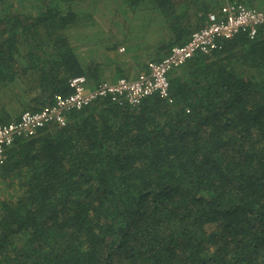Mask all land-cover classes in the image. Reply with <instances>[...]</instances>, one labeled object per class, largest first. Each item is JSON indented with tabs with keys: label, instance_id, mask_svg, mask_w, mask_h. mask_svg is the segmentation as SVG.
<instances>
[{
	"label": "trees",
	"instance_id": "1",
	"mask_svg": "<svg viewBox=\"0 0 264 264\" xmlns=\"http://www.w3.org/2000/svg\"><path fill=\"white\" fill-rule=\"evenodd\" d=\"M75 1L0 0V88L21 105L25 90L24 109L96 71L68 35ZM224 1L121 2L159 18L166 54ZM169 95L100 97L16 138L0 169L13 189L0 264H264V24L174 68Z\"/></svg>",
	"mask_w": 264,
	"mask_h": 264
},
{
	"label": "built area",
	"instance_id": "2",
	"mask_svg": "<svg viewBox=\"0 0 264 264\" xmlns=\"http://www.w3.org/2000/svg\"><path fill=\"white\" fill-rule=\"evenodd\" d=\"M264 24V6L256 7L235 0H225L218 9L206 14L205 23L194 29L182 44H174L169 51L157 59L148 60L136 76H119L113 81L102 80L91 83L83 74L70 77L71 92L56 94L51 103L37 110L23 109L17 117L0 121V169L6 157V149L18 137H28L48 124L63 125L66 113L81 109L100 97L138 105L143 98L159 94L171 100L169 95V73L182 65L197 52L210 53L220 46V40L246 32L250 38Z\"/></svg>",
	"mask_w": 264,
	"mask_h": 264
},
{
	"label": "crops",
	"instance_id": "3",
	"mask_svg": "<svg viewBox=\"0 0 264 264\" xmlns=\"http://www.w3.org/2000/svg\"><path fill=\"white\" fill-rule=\"evenodd\" d=\"M244 1L245 4L250 6H264V0ZM158 19L159 18H155L153 15V21L151 20L152 23L147 26V29L143 30L146 31V35L142 34L136 37L139 40L136 46L125 41L127 34L124 32L123 28L126 25H123V23L95 22L93 19L89 22L87 21V25L82 30V33H77L76 35L78 41L82 39L81 42L73 43V45L80 49L79 53L81 55H79V57L83 64L92 62L96 65V71L88 77L90 82L97 83L102 80L113 81L119 76L134 77L137 72L145 66L148 60L163 56V48H157L159 45L157 42L159 38L158 30L161 28V23L157 21ZM105 25H107V27L114 25V27H112L111 32H109L105 29ZM166 33L167 39L171 34L167 29ZM163 37L164 36H162V40ZM29 98V94L26 93L25 90H22V109L32 104L30 101L31 98ZM18 115L17 111L8 110L7 107L1 108L0 110V117H9L7 121Z\"/></svg>",
	"mask_w": 264,
	"mask_h": 264
},
{
	"label": "rangeland",
	"instance_id": "4",
	"mask_svg": "<svg viewBox=\"0 0 264 264\" xmlns=\"http://www.w3.org/2000/svg\"><path fill=\"white\" fill-rule=\"evenodd\" d=\"M121 1L122 0H76L75 7L80 19H78L76 22V26L71 27L70 31L68 32L72 38V42H81L82 39L78 41V37L76 35L77 33H82V30L87 25V21L89 22L93 17L95 18V22H121L123 25H126L123 28L124 32L127 34L125 41L129 42L133 46H136V44H138L137 42H139L138 38L136 37L142 34L146 35V31L143 30L147 29V26L152 23L153 13L150 9L127 7L123 5ZM27 5L31 7L32 2L27 1ZM104 27L107 29V31L111 32V29L114 27V25H111L110 27L105 25ZM76 49V51L79 53L80 49ZM6 107L8 110L17 111L18 114H20V112L23 110L22 105L17 100L15 94H13V92H11L7 86L0 88V110L1 108ZM12 191V187L8 186V184H6L5 181L0 178V198L2 196H9Z\"/></svg>",
	"mask_w": 264,
	"mask_h": 264
}]
</instances>
